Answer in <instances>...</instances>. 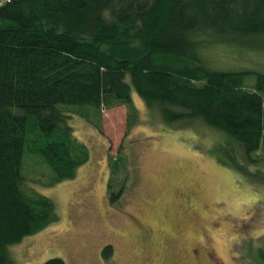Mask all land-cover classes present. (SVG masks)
<instances>
[{
	"label": "trees",
	"instance_id": "16d2710c",
	"mask_svg": "<svg viewBox=\"0 0 264 264\" xmlns=\"http://www.w3.org/2000/svg\"><path fill=\"white\" fill-rule=\"evenodd\" d=\"M262 34L264 0L1 5L0 264H12L9 245L55 219L50 200L23 191V151L38 154L57 180L71 178L88 153L67 119L78 115L100 130L101 111L124 105L128 128L136 114L131 90L166 123L200 120L238 144L248 161L256 152L264 159V74L247 88L242 72L214 70L203 56L214 39ZM121 163L113 159L110 172ZM113 184L110 178L107 190ZM101 254L107 258L110 248ZM257 261L264 264V239Z\"/></svg>",
	"mask_w": 264,
	"mask_h": 264
},
{
	"label": "rangeland",
	"instance_id": "374dc122",
	"mask_svg": "<svg viewBox=\"0 0 264 264\" xmlns=\"http://www.w3.org/2000/svg\"><path fill=\"white\" fill-rule=\"evenodd\" d=\"M205 48V63L242 72L247 88L264 74V34L214 39ZM131 98L136 114L128 128L124 105L101 111L100 130L78 115L67 119L88 153L71 178L57 180L38 154L23 151V191L50 200L55 219L7 247L12 264H260L262 154L248 161L202 121L166 123L132 90ZM177 192L185 200L172 197Z\"/></svg>",
	"mask_w": 264,
	"mask_h": 264
},
{
	"label": "flooded vegetation",
	"instance_id": "af4514ba",
	"mask_svg": "<svg viewBox=\"0 0 264 264\" xmlns=\"http://www.w3.org/2000/svg\"><path fill=\"white\" fill-rule=\"evenodd\" d=\"M182 195H183L182 192H177V193H173V194H172V197L179 199V196L182 197ZM180 199L185 200L184 197H182V198H180Z\"/></svg>",
	"mask_w": 264,
	"mask_h": 264
},
{
	"label": "built area",
	"instance_id": "2783aa9c",
	"mask_svg": "<svg viewBox=\"0 0 264 264\" xmlns=\"http://www.w3.org/2000/svg\"><path fill=\"white\" fill-rule=\"evenodd\" d=\"M7 0H0V6L3 5Z\"/></svg>",
	"mask_w": 264,
	"mask_h": 264
}]
</instances>
